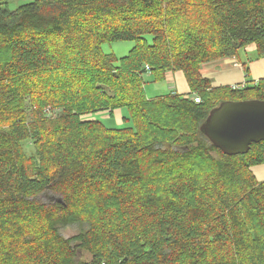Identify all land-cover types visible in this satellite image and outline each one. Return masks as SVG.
<instances>
[{
	"label": "trees",
	"instance_id": "obj_1",
	"mask_svg": "<svg viewBox=\"0 0 264 264\" xmlns=\"http://www.w3.org/2000/svg\"><path fill=\"white\" fill-rule=\"evenodd\" d=\"M252 44L264 57V0H0V264H264V142L229 156L200 131L264 100V79L200 75ZM169 71L190 95L147 98Z\"/></svg>",
	"mask_w": 264,
	"mask_h": 264
},
{
	"label": "water",
	"instance_id": "obj_2",
	"mask_svg": "<svg viewBox=\"0 0 264 264\" xmlns=\"http://www.w3.org/2000/svg\"><path fill=\"white\" fill-rule=\"evenodd\" d=\"M200 131L225 155L245 154L253 143L264 142V100L223 102L210 111Z\"/></svg>",
	"mask_w": 264,
	"mask_h": 264
},
{
	"label": "crops",
	"instance_id": "obj_3",
	"mask_svg": "<svg viewBox=\"0 0 264 264\" xmlns=\"http://www.w3.org/2000/svg\"><path fill=\"white\" fill-rule=\"evenodd\" d=\"M200 75L209 80L211 86L215 88L257 82L264 79V57H256L255 45L252 44L242 50L237 57L222 58L201 65ZM163 80L168 83L171 92H177L185 97L190 95L182 72L169 71L165 73ZM115 121L118 123V117ZM251 170L255 173L257 180H264V165L253 167Z\"/></svg>",
	"mask_w": 264,
	"mask_h": 264
},
{
	"label": "rangeland",
	"instance_id": "obj_4",
	"mask_svg": "<svg viewBox=\"0 0 264 264\" xmlns=\"http://www.w3.org/2000/svg\"><path fill=\"white\" fill-rule=\"evenodd\" d=\"M9 3V7L11 9L16 8L17 6L21 4H25L28 2H32L34 0H6ZM134 42H114V43H107L102 45V49L105 53H113L117 57H123L128 54V52L133 48ZM143 82H144V90L147 98L153 99L156 97L164 96L171 92L168 87V83L164 80H156L153 75L151 76H144L143 77ZM233 86V85H232ZM169 90V91H168ZM118 110L115 111V116L118 117V124H120V118L122 117L121 115L124 113L118 112ZM100 115H88V117H94V116H101L103 118H107V112L102 111V112H97ZM115 117V119H116ZM115 119L112 120H107L108 122H104L105 126L108 128H120L124 127L122 125H117ZM127 126V125H125ZM264 165V164H262ZM259 165V166H262ZM257 167V166H254ZM258 173V171H256ZM255 174V173H254ZM259 174V173H258ZM256 177V175H255ZM82 227L79 224L76 225H70L67 227H62L60 228V233L63 237L69 238L73 235H76L81 232ZM85 258H88V255L85 256Z\"/></svg>",
	"mask_w": 264,
	"mask_h": 264
},
{
	"label": "built area",
	"instance_id": "obj_5",
	"mask_svg": "<svg viewBox=\"0 0 264 264\" xmlns=\"http://www.w3.org/2000/svg\"><path fill=\"white\" fill-rule=\"evenodd\" d=\"M192 99H193V101L195 103H199L200 102V99L198 97H196V96H193Z\"/></svg>",
	"mask_w": 264,
	"mask_h": 264
}]
</instances>
